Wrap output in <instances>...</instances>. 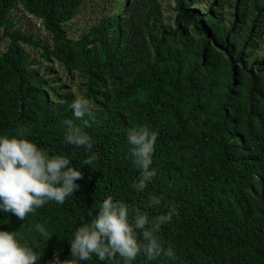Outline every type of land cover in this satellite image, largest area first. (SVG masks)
<instances>
[{
    "label": "trees",
    "instance_id": "trees-1",
    "mask_svg": "<svg viewBox=\"0 0 264 264\" xmlns=\"http://www.w3.org/2000/svg\"><path fill=\"white\" fill-rule=\"evenodd\" d=\"M87 2L99 18L72 37L66 26ZM17 6L40 22L48 44L15 29ZM0 28L9 38L0 135L26 127L82 173L63 205L49 202L24 221L0 212V230L17 231L39 264H67L75 229L112 196L150 218L176 212L157 233L173 255L134 264H264V0H0ZM24 45L75 77L76 89L37 68ZM80 95L93 114L76 120L70 105ZM66 120L92 138L91 165L90 153L64 142ZM142 126L158 134L156 175L137 191L127 131Z\"/></svg>",
    "mask_w": 264,
    "mask_h": 264
},
{
    "label": "clouds",
    "instance_id": "clouds-1",
    "mask_svg": "<svg viewBox=\"0 0 264 264\" xmlns=\"http://www.w3.org/2000/svg\"><path fill=\"white\" fill-rule=\"evenodd\" d=\"M70 107L76 120L93 114L92 102L84 95L77 96ZM65 126L64 142L90 153L84 164L91 165L97 158L92 153V138L73 120H66ZM29 136L23 126H18L14 135H0V212L11 213L21 221L49 202L63 205L79 190L77 181L82 179L81 171L73 167L68 156L51 154ZM157 140V132L146 126L127 131L131 155L141 170L134 184L137 191H143L156 175L151 165ZM160 202L159 197H153L150 205ZM175 214V209H169L166 214L150 218L108 196L91 221L82 222L75 229L67 264H91L93 257L100 264H134L141 255L147 261H155L161 255L171 257L172 250L164 248L157 233ZM35 231L44 238L50 235L43 224H36ZM40 259V252L24 242L17 231L0 230V264H39Z\"/></svg>",
    "mask_w": 264,
    "mask_h": 264
},
{
    "label": "rangeland",
    "instance_id": "rangeland-1",
    "mask_svg": "<svg viewBox=\"0 0 264 264\" xmlns=\"http://www.w3.org/2000/svg\"><path fill=\"white\" fill-rule=\"evenodd\" d=\"M205 1V0H204ZM165 7V16L169 18H173V14H171V8L173 4L171 1L163 3ZM96 4H91L89 2L84 5L79 14L70 21L66 28L72 37L77 38L85 31L90 25L94 24L96 20L99 18L100 11L96 9ZM202 10V8H199ZM12 19L15 22L16 28L20 31V33L25 35H31L37 42L49 43V35L40 25V22L36 20L31 15L27 14L21 6H17L12 12ZM9 42V38L4 34L3 30L0 28V54L5 50L7 43ZM25 49L29 52V56L32 61L35 62L37 68L41 70H47L48 73L52 74V77L57 78V81L62 86H66L68 89L75 90L76 89V81L75 77H73V81L66 78V74L62 71L59 65L55 62L47 61L40 57V52L38 48H35L32 45H24Z\"/></svg>",
    "mask_w": 264,
    "mask_h": 264
}]
</instances>
